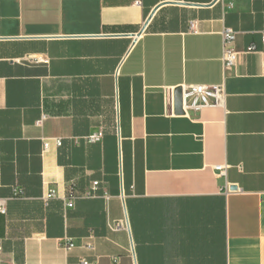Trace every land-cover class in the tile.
Masks as SVG:
<instances>
[{"label": "crops", "instance_id": "1", "mask_svg": "<svg viewBox=\"0 0 264 264\" xmlns=\"http://www.w3.org/2000/svg\"><path fill=\"white\" fill-rule=\"evenodd\" d=\"M263 31L264 0H0V264H264Z\"/></svg>", "mask_w": 264, "mask_h": 264}, {"label": "built area", "instance_id": "2", "mask_svg": "<svg viewBox=\"0 0 264 264\" xmlns=\"http://www.w3.org/2000/svg\"><path fill=\"white\" fill-rule=\"evenodd\" d=\"M221 42H222V53H221V63L224 70L231 68L237 61L238 52L232 47V42L234 38V31L230 27H223L221 30ZM262 41L264 42V31L261 34ZM255 50L254 46L247 47V52H252ZM181 95V110L184 114L190 115L191 112H198L203 107L207 106H222L225 100V89L223 84H188L181 85L179 87ZM101 137V133H93L86 137L89 141H95ZM57 144L60 142L57 140ZM48 147L47 142H43V149L46 150ZM214 171L216 176H225L226 165H215ZM93 189L96 188L97 182L92 183ZM22 194L20 189L13 190V196H18ZM51 196V195H50ZM70 201L68 205H70ZM6 207L3 200L0 199V213H5ZM120 225H116L119 227ZM72 244H67L66 248L69 249ZM1 250V248H0Z\"/></svg>", "mask_w": 264, "mask_h": 264}, {"label": "water", "instance_id": "3", "mask_svg": "<svg viewBox=\"0 0 264 264\" xmlns=\"http://www.w3.org/2000/svg\"><path fill=\"white\" fill-rule=\"evenodd\" d=\"M141 33V31L140 32H138V34H140ZM177 90H180V89H177Z\"/></svg>", "mask_w": 264, "mask_h": 264}]
</instances>
